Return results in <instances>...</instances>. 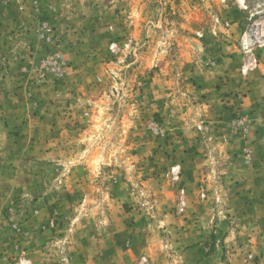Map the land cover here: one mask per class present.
Masks as SVG:
<instances>
[{"label": "rangeland", "instance_id": "1", "mask_svg": "<svg viewBox=\"0 0 264 264\" xmlns=\"http://www.w3.org/2000/svg\"><path fill=\"white\" fill-rule=\"evenodd\" d=\"M0 264H264V0H0Z\"/></svg>", "mask_w": 264, "mask_h": 264}, {"label": "crops", "instance_id": "2", "mask_svg": "<svg viewBox=\"0 0 264 264\" xmlns=\"http://www.w3.org/2000/svg\"><path fill=\"white\" fill-rule=\"evenodd\" d=\"M261 77H262V76H261ZM261 77H260V78H261ZM261 85H262V84H259V86H261Z\"/></svg>", "mask_w": 264, "mask_h": 264}]
</instances>
